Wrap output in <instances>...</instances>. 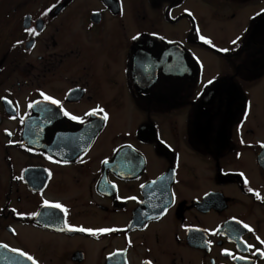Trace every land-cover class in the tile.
<instances>
[{
  "label": "flooded vegetation",
  "instance_id": "flooded-vegetation-1",
  "mask_svg": "<svg viewBox=\"0 0 264 264\" xmlns=\"http://www.w3.org/2000/svg\"><path fill=\"white\" fill-rule=\"evenodd\" d=\"M0 98V264H264V0H0Z\"/></svg>",
  "mask_w": 264,
  "mask_h": 264
},
{
  "label": "snow or ice",
  "instance_id": "snow-or-ice-1",
  "mask_svg": "<svg viewBox=\"0 0 264 264\" xmlns=\"http://www.w3.org/2000/svg\"><path fill=\"white\" fill-rule=\"evenodd\" d=\"M26 31H27L30 35H38V33L36 32L35 29L28 28V29H26ZM0 99H5V100H6V98H0ZM45 99H46V100H51L52 103L59 104V101L53 100L51 97L45 96ZM7 102H8L9 104H11V101H7ZM31 106H32V105H29V107H31ZM94 111H96V110H94ZM99 111H103V110H102V109H99ZM64 114H65V115H68L67 112H65ZM72 119H77V117H72ZM104 119H107V114H106V113H105V115H104ZM250 191H251V189H250ZM257 195H259V194L257 193ZM45 204L47 205L48 202L45 201ZM55 207H57V208H61L62 206L59 205V204H56ZM243 226H244L245 228H249L248 225H243ZM79 230H80V231H89V232H93V231H99V232L112 231L111 229L91 230V229H83V228H81V229H79ZM249 230H251V229H249ZM5 247H6V246H5ZM249 247H250V246H249ZM13 251H18V250L13 249ZM25 255H26V254H25ZM28 259L31 260L32 257L29 256ZM149 264H150V262H149Z\"/></svg>",
  "mask_w": 264,
  "mask_h": 264
}]
</instances>
